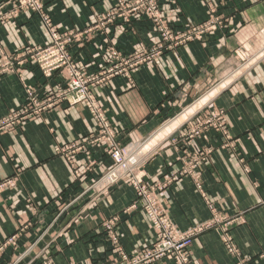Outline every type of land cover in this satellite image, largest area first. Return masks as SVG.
I'll use <instances>...</instances> for the list:
<instances>
[{
	"label": "crops",
	"instance_id": "0c3cea01",
	"mask_svg": "<svg viewBox=\"0 0 264 264\" xmlns=\"http://www.w3.org/2000/svg\"><path fill=\"white\" fill-rule=\"evenodd\" d=\"M159 2L175 30L205 22L212 10L225 25L203 42L168 51L154 65L140 68L133 76L134 87L126 78L117 77L109 86L98 88L96 96L118 129L121 143L126 144L151 137L169 118L194 105L205 89H218L210 107L225 113L229 140L212 132L210 142L201 143L216 152L212 163L201 166L200 172L211 201L229 216L245 217L244 224L232 230L241 257L251 258V264H264V61L235 69L239 65L235 53L244 35L264 29V0ZM0 4H5L4 11L11 8L8 0ZM45 5L61 30L83 29L110 6L109 0H48ZM50 40L38 14L22 13L0 27V47L9 55ZM157 41L151 25L140 21L130 29L117 26L110 43L128 55ZM101 46L106 47L97 38L72 50L89 74L97 72L106 59ZM61 81L58 74L46 79L32 66L1 75L0 118L24 104L26 88L35 87L37 94H43ZM94 130L85 107L63 106L30 119L0 139V181L18 178L16 188L0 195V264H108L114 260V236L127 253L153 239L143 202L126 180L107 194L91 189L94 179L111 165L103 151L93 150L101 166L86 180H78L66 159L54 155L57 146L84 139ZM223 142L228 146L221 148ZM181 149L161 145L139 171L150 183L176 177L159 198L176 228L186 231L208 221L210 211L180 160L185 154ZM75 164L82 162L76 159ZM114 217L120 221L108 232L103 225ZM13 236L16 248L9 242ZM191 252L196 264L236 263L214 231L196 238Z\"/></svg>",
	"mask_w": 264,
	"mask_h": 264
},
{
	"label": "built area",
	"instance_id": "2783aa9c",
	"mask_svg": "<svg viewBox=\"0 0 264 264\" xmlns=\"http://www.w3.org/2000/svg\"><path fill=\"white\" fill-rule=\"evenodd\" d=\"M47 1L8 0L12 8L11 11H4L5 4L0 6V19H11L13 21L21 12L38 14L51 38L50 42L43 46H31L13 55L0 56L1 62L3 61V64L0 66V73L10 71L14 64L18 67H37L46 79H50L54 74L60 73L61 77L63 76V82L60 84L62 85V91L57 92L54 90L56 87H54L52 90L38 95L37 88L28 87L26 90V105L22 109L0 118V139L4 135L21 127L31 116L45 114L48 110L57 109L63 104L66 107L77 105L85 107L92 119L97 121L99 127L104 132L114 136V131L107 119V111L97 98L96 90L109 86L113 79L119 76L128 79L130 86L134 87L135 83L132 75L137 69L154 65L166 51L184 46L190 42H203L225 25L224 20L216 15L215 10H212L205 22L189 24L182 30H175L167 18L163 16L158 0H120V3L114 8H109L105 12L97 14L95 22L92 21L85 29L79 31L73 29L61 30L59 26L53 24L46 10L45 4ZM142 4L143 9L141 12H136L137 10L134 9V6ZM137 17L148 18L147 20H150L156 26V29H153V31L155 35V32L158 31V41L125 55L115 45H111V29L117 22L128 25L133 18ZM97 38H101L106 46L100 47L104 49L103 54H105L106 59H104L103 64H101L97 72L89 74L84 64L75 58L72 50L76 47L83 48L87 43L93 42ZM212 116L215 118V133L226 135L227 132L224 127L222 112H212ZM216 122L219 124H216ZM201 123L199 122L198 125L204 126ZM194 127L196 126H190L189 137L196 136L197 131ZM186 136L185 131L181 132L178 135L179 138L174 140V144H180L181 148H184L187 156L193 159L192 165L198 161V158L205 161V156L201 155L209 153V148H200L201 146L199 147L196 143H191L188 140L182 143L181 141H185L184 138ZM95 138V134H90L82 140H75L74 142L57 146L54 153L63 156L71 164H74L76 162L74 154L84 151L88 139L93 140ZM112 157L116 163V167L106 174L105 178L107 179L102 187L106 185L105 188L109 190L120 181L126 180L127 185L134 189L137 200L143 202L142 209L147 213L156 233V238H153L141 247L137 255L134 256L135 258L123 255L122 259H133L128 264H150L162 258H168L176 264H193L190 256L191 241L198 233L207 230L208 226L214 222L192 229L187 233L175 232L162 210L158 193L172 183L176 177L171 176L164 180L162 184L150 183L146 182L144 175L138 171L136 179H132L129 176L125 179L124 172L121 173L120 171L126 168V164L124 163L126 158L122 159L119 150L112 151ZM203 165L201 162L197 165L196 174H201L200 168ZM126 172L128 173V170ZM186 172L189 171L186 169ZM190 174L191 177H196V174L192 171ZM16 179V177H10L0 181V193L9 191L15 187ZM197 179L196 186L203 193L201 180H199V177ZM103 194H107V192ZM203 200L211 211L212 209L214 210V203L206 197ZM119 221L118 217H114L106 221L103 227L108 232H111L116 228ZM214 221H218V217ZM15 237L13 236L9 242H13ZM113 241L115 251V249L119 248L118 239L114 236ZM246 263L251 264V259H246Z\"/></svg>",
	"mask_w": 264,
	"mask_h": 264
},
{
	"label": "rangeland",
	"instance_id": "374dc122",
	"mask_svg": "<svg viewBox=\"0 0 264 264\" xmlns=\"http://www.w3.org/2000/svg\"><path fill=\"white\" fill-rule=\"evenodd\" d=\"M158 1H160V0H158ZM119 3H120V0H109V5H110L109 8L112 9L115 6H117ZM159 4H160V2H159ZM134 7H135L134 9L137 10L136 12H141V10L143 9V4L142 5H135ZM11 9L12 8H10L9 10L11 11ZM103 12H105V11H103ZM22 13H30V12H21V13L18 14V16L20 14H22ZM33 14H35V13H33ZM141 17H143V16H141ZM141 17L133 18L134 20L132 19L129 22L128 25L122 24L121 22H117L113 26V28L111 29V32H113V30L117 26H120V25H122L123 27H126L127 29H130V28H132V25H133L134 22H140V21H146L147 23H149L151 25V27H152V31H153V29H156V26L153 25V23L150 20H147L148 18L146 19V18H141ZM16 18H14L13 21ZM208 18H209V16H208ZM13 21H11V19H8V20L7 19H0V27L5 25V24H7V23H11ZM92 21L95 22V18ZM85 28H83V29H85ZM83 29L74 28L73 30L79 31V30H83ZM219 29H221V28H219ZM155 33H156V36H157L158 35V31H156ZM111 35H112V33H111ZM244 38H246L247 40H244ZM244 38H242L243 42L240 43V47L237 48L236 53H235V58H236V60L239 63L238 66H235V69H237L240 66L242 67L243 65H245L247 63L248 64L251 63V62L254 63V62H258L260 60L264 61V52H262V51H264V44H263L264 43V29H261L260 31H258L257 33H254L252 35H251V33H247L246 35H244ZM179 47H182V46H179ZM179 47H176L173 50H175V49H177ZM173 50H169V51H173ZM166 52H168V51H166ZM8 55L9 54H7L2 47H0V56L1 57H5V56H8ZM2 64H3V61L1 62V60H0V66ZM18 68H20V67H18L16 64H14L12 66V68L10 69V71L4 72V73H0V76L3 75V74H9V73L17 72ZM139 69H137L136 72ZM57 74L61 76L60 73H57ZM134 74L135 73L133 72L132 76H134ZM119 77H123V76H119ZM230 79H233V77L229 78L225 82L226 84L224 83V85H227V83L230 81ZM62 82H63V79H62V81L59 84H57L55 86L56 87L54 89L55 91H57V92L62 91V85H60ZM101 88H104V87H101ZM26 90H27V88H26ZM26 90H25V102H24V104L20 108H18L17 110L10 111L8 114H10L12 112H15V111H18V110L22 109L26 105V103H27ZM204 91L205 92L202 93L201 95H199L196 98L195 101H197V102L199 101L200 102V100H202L206 95L211 94V93H213V95L210 96V99L208 98L207 102L203 105V107L198 109L195 112V114H193L188 120H186L183 123H179L177 120H175L176 116L175 117L173 116V117L169 118L167 121H165L164 124H163L164 126L162 125L163 127H161L159 130H156V132L151 137L145 138L144 140H141L139 142L130 141V142L126 143V144H122L120 139H119L120 134L118 132V129H116V127L114 126L113 123H111V121L109 120L108 117H107V119H108V122L110 123V125L112 127V130L114 131V136H112L110 133L104 132L99 127L97 121L95 119H93V121L95 123V130L91 134H95L96 138L93 139V140H89L88 139V142L85 144V147H86L85 150L82 151V152L74 154V157L77 159V162H82V164L81 165H77L75 163L71 164L70 161L65 158L66 161L71 165L75 177L78 180H86L90 176V174L95 173V171L99 169V167L101 165H100V163L98 161H96L94 159L93 150L94 149L101 150V151H103V153L105 155L108 156L111 165H110V167H108L106 169L105 172L101 173L96 179H94V181L92 183V186H91V189H93L98 194H103L104 192H108V189L105 188L106 185L103 186V187H102V185L105 184V181L107 179V178H105L106 174L109 173L111 170H113L116 167V163H115V161H114V159L112 157V151L119 150L121 152L122 159L126 158V160L124 161V163L126 164V168L125 169H121V171H120L121 173L124 172L125 179H127L128 176L130 178H132V179H136L135 177H137L136 174L139 173L138 171L140 169L141 163L143 161H145L147 158H149L152 155H154L156 153V151L158 150V147H160L161 145H163V144L166 145L167 143H169L171 147H173V148L175 147V151H179L180 152V150H182L181 146H180V144L179 145H175L174 144V140L179 138L178 135L181 132H184V131L186 132L187 136L184 138L185 141H181L182 143H185V142H187L186 140H188L191 143H196L199 147L201 146L200 148L208 147L209 150H210L209 153L201 155V156H205V161L198 158V161L196 163H194L193 165L191 164L193 159H190L187 156L186 153L181 156L180 160H182L184 162V165L186 166V169L190 173L192 171L193 173L196 174L197 173V169H196L197 165L200 162L203 163L205 166L209 165L210 163H212L211 160L213 159V154H214V152H216L215 148H212L211 146H207V145L203 146L201 144V143H207L208 144L210 142V134L212 132L215 133V130H216L215 118H213L212 112H215V111H221L222 112V116L224 118V127H225V130H226L227 134L226 135L223 134V133H217V134L220 135L221 139H224L225 141L229 140L228 128H227V124H226V120H225V113L222 110H216L213 107H210L211 104H212L211 103L212 102L211 98L213 96H215V94L217 93L218 89L212 90L210 88H207ZM63 106L66 107L63 104V105L59 106L58 108H62ZM53 110H55V109H53ZM50 111H52V109L48 110V112H50ZM43 115L44 114L35 115L34 117L31 116V118H29L26 122H29L30 119H32V118H38V117H41ZM179 115H181V114H179ZM197 122L198 123L202 122L201 124L204 125V126H199ZM216 124H219V123L216 122ZM190 126H192V127L196 126V127H194V129L197 131L196 132V136L189 137V133H190L189 131L191 130ZM167 127L172 128V131L168 133L167 132ZM80 140H82V139H80ZM149 140L151 141V143H152V141H154V143H152L153 147L151 148V150L146 151L145 154H142L143 156H141V153L143 151L141 146L144 145L145 143H147V141H149ZM227 144L228 143H224L223 142L221 148H224V147L228 146ZM54 155L57 156V157H63V156H60V155H56L55 153H54ZM126 170H128V173L126 172ZM131 171L134 172V173H132ZM198 177H199V180H201V183H202V186H203V193H201L198 190L197 186H196L197 182H198V179H197ZM192 181L194 183L196 192L201 196V198L204 199L206 197L208 200L211 201L210 195L207 193V191L205 189V186H204L202 173L201 174H196L195 178L192 177ZM17 184H18V178L16 179L15 187H13L11 190L16 188ZM166 187H168V186H166ZM164 189H166V188H164ZM162 191H160L158 193V196L160 195V193ZM5 192L6 191L0 193V195L5 193ZM212 203H214V202H212ZM214 206H215L214 210L212 209V211L208 208L209 211H210V218H209L208 221H206L202 225H199L197 227L191 228V229L186 230V231L178 230L176 228V226L173 224V222L171 221V219L167 215H166V217H167V220L170 222L173 230L175 232H178V233H187V232L191 231L192 229L201 227V226H203V225H205L207 223L209 224L210 222L211 223L214 222V223H212V224H210L208 226L207 230H204L203 232L198 233L197 236H195L192 239L191 245H190V254L192 255L191 248H192L193 243H194L196 238H198L201 234H203V233H205L207 231H214V232H218V234L220 236L221 243L224 246V249H225L226 253L230 257L236 259V263L235 264H245L246 259H248V257L247 258H242L241 257V255H240L241 254V250L238 247V245H237V243H236V241H235V239H234V237L232 235L233 227L237 226V225L244 224L245 217L243 215H239V216L237 215L235 217L229 216L228 214H226V212L224 210H222L221 208L216 206V204ZM143 212H144V210H143ZM144 215L146 216V218L148 220L149 226H150L151 230L153 231V238L155 239L156 238V233H155L154 228L152 227V225L150 223L149 217H148L147 213H145V212H144ZM217 217H218V221L215 222L214 219L217 218ZM10 243L12 244V246H14V248H16L17 244H18L17 237H15V240L13 242H10ZM118 244H119V248L115 249V251H114V260L109 262L108 264H128L133 259L132 260H123L122 259L123 255H126L127 257L132 258L135 255H137V253H138V251L133 252V253H127V252H125L123 250V248H122L121 244L119 243V241H118ZM163 260L171 262L172 264H176L175 262L170 261V259H168V258H162V259L156 260V261H154V262H152L150 264H154V263H157V262H160V261H163ZM193 264H196V263L193 262ZM246 264H248V263H246Z\"/></svg>",
	"mask_w": 264,
	"mask_h": 264
},
{
	"label": "bare ground",
	"instance_id": "6f19581e",
	"mask_svg": "<svg viewBox=\"0 0 264 264\" xmlns=\"http://www.w3.org/2000/svg\"><path fill=\"white\" fill-rule=\"evenodd\" d=\"M262 52H264V51H262ZM212 95H213V93L206 95L202 100H200V102L198 101L197 103H195L191 107L187 108L181 115L177 116L175 120H177L179 123H183L186 120H188L193 114H195V112L198 109L203 107V105L207 102L208 98L210 99V96H212ZM171 131H172V128L167 127V132L169 133ZM152 143H154V141H152ZM152 143L149 140V141H147V143H145L144 145L141 146V148L143 149L141 156H143L142 154H145L146 151L151 150V148L153 147Z\"/></svg>",
	"mask_w": 264,
	"mask_h": 264
}]
</instances>
